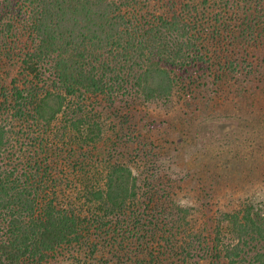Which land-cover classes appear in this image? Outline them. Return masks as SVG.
Masks as SVG:
<instances>
[{
	"label": "trees",
	"instance_id": "trees-1",
	"mask_svg": "<svg viewBox=\"0 0 264 264\" xmlns=\"http://www.w3.org/2000/svg\"><path fill=\"white\" fill-rule=\"evenodd\" d=\"M200 12L194 0H0V264H264V206L224 214L228 242L206 252L164 187L135 206L139 180L118 156L134 104L233 67L204 44ZM98 101L118 123L105 151Z\"/></svg>",
	"mask_w": 264,
	"mask_h": 264
},
{
	"label": "rangeland",
	"instance_id": "rangeland-1",
	"mask_svg": "<svg viewBox=\"0 0 264 264\" xmlns=\"http://www.w3.org/2000/svg\"><path fill=\"white\" fill-rule=\"evenodd\" d=\"M194 4L205 14L204 44L233 67L178 81L167 104H134L129 111L136 121L126 128L128 140L118 147L123 151L118 156L139 180L141 201L135 206H143L153 186L164 187L167 210L182 220L179 209L188 210L190 238L200 239L201 249L211 252L222 247L218 239L228 242L224 214L247 204L264 206V0ZM8 68L18 83L25 81L19 66ZM103 104H94L105 121L101 151L118 139L114 109Z\"/></svg>",
	"mask_w": 264,
	"mask_h": 264
}]
</instances>
